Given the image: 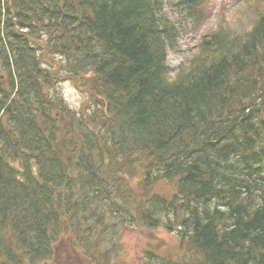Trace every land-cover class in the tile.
Here are the masks:
<instances>
[{
    "label": "trees",
    "instance_id": "trees-1",
    "mask_svg": "<svg viewBox=\"0 0 264 264\" xmlns=\"http://www.w3.org/2000/svg\"><path fill=\"white\" fill-rule=\"evenodd\" d=\"M183 4L199 25V0ZM163 7L0 0V264L68 238L107 264L124 223L178 238L147 264H264V10L202 35L170 74L179 32ZM62 73L92 107L64 104Z\"/></svg>",
    "mask_w": 264,
    "mask_h": 264
},
{
    "label": "rangeland",
    "instance_id": "rangeland-1",
    "mask_svg": "<svg viewBox=\"0 0 264 264\" xmlns=\"http://www.w3.org/2000/svg\"><path fill=\"white\" fill-rule=\"evenodd\" d=\"M175 2L179 3V0H164L163 10L179 32L175 47L168 49L166 55L165 61L170 74L175 73L180 66L190 61L202 35L213 33L225 26L229 30L230 28L234 30L247 28L255 11L264 10V0H199L202 20L197 25L188 16L186 5L176 7ZM41 56L43 60L53 63V67L57 68L59 64L57 56L46 58ZM61 75L62 80L58 83L56 91L61 95L64 104L74 111L82 106L85 109L92 107L89 91L87 92L83 85L79 87L82 79L73 78L72 80L64 73ZM111 233L112 241L115 242L117 249L111 256L115 257L107 264H147V251L164 257L167 253L175 254L179 244L174 233H168L161 227L149 230L124 223L122 226L116 225ZM83 254L73 245V239L68 238L58 244L52 258L35 264H92Z\"/></svg>",
    "mask_w": 264,
    "mask_h": 264
},
{
    "label": "bare ground",
    "instance_id": "bare-ground-1",
    "mask_svg": "<svg viewBox=\"0 0 264 264\" xmlns=\"http://www.w3.org/2000/svg\"><path fill=\"white\" fill-rule=\"evenodd\" d=\"M175 6L177 7V6H179V3L178 2H175ZM193 11H191V10H189V8H187V13L188 14H190V13H192Z\"/></svg>",
    "mask_w": 264,
    "mask_h": 264
}]
</instances>
